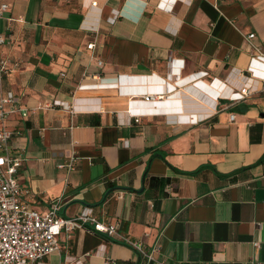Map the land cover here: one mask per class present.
I'll return each instance as SVG.
<instances>
[{
  "label": "crops",
  "instance_id": "obj_1",
  "mask_svg": "<svg viewBox=\"0 0 264 264\" xmlns=\"http://www.w3.org/2000/svg\"><path fill=\"white\" fill-rule=\"evenodd\" d=\"M2 4L0 95L30 111L8 121L30 207L118 225L62 233L48 264H147L129 242L158 249L150 264H264V60L250 71L247 41L264 51V0ZM243 76L255 92L228 100Z\"/></svg>",
  "mask_w": 264,
  "mask_h": 264
},
{
  "label": "built area",
  "instance_id": "obj_2",
  "mask_svg": "<svg viewBox=\"0 0 264 264\" xmlns=\"http://www.w3.org/2000/svg\"><path fill=\"white\" fill-rule=\"evenodd\" d=\"M92 6H97V1H94ZM8 9L9 6L6 4L0 6V19ZM118 17L119 12H114L113 22ZM254 38V34L247 38L252 50L251 72L254 64L264 60V51L253 44ZM13 45L12 36L0 35V78L10 71V60L1 49ZM94 47V44L88 46L89 49ZM98 65H102V61H98ZM243 77L246 82L239 90L231 91L228 100L244 101L255 92V87L247 81L248 77ZM261 77L264 81V74ZM158 98H160L158 95H149L144 97V101L154 102ZM29 114L30 111L13 92L0 95V264H48V256L60 251L58 237L62 233L70 235L84 224H91L95 231L109 236L115 235L118 229V225L106 224L92 214L82 213L73 218L63 217L60 215L61 199L53 201L47 213H40L30 207L27 199L31 196V191L18 182L24 159L15 156L10 146L12 138L20 135V132L13 131L8 126V121L13 116L19 115L26 119ZM230 119L234 121L235 115H231ZM138 121L139 119H136V122ZM75 162L76 159H72L69 164H62L60 167L74 171ZM129 243L146 259L147 264L155 261L154 254L158 251L157 248L147 253L141 243ZM258 245L259 243L254 244L255 247Z\"/></svg>",
  "mask_w": 264,
  "mask_h": 264
},
{
  "label": "trees",
  "instance_id": "obj_3",
  "mask_svg": "<svg viewBox=\"0 0 264 264\" xmlns=\"http://www.w3.org/2000/svg\"><path fill=\"white\" fill-rule=\"evenodd\" d=\"M162 183H163V180L156 179V178L151 179L152 185H158V184H162Z\"/></svg>",
  "mask_w": 264,
  "mask_h": 264
}]
</instances>
